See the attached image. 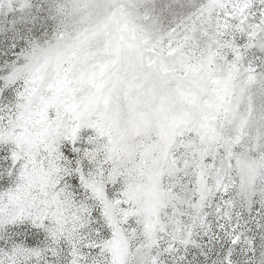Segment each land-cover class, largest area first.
I'll return each mask as SVG.
<instances>
[{"label": "snow or ice", "instance_id": "1", "mask_svg": "<svg viewBox=\"0 0 264 264\" xmlns=\"http://www.w3.org/2000/svg\"><path fill=\"white\" fill-rule=\"evenodd\" d=\"M0 264H264V0H0Z\"/></svg>", "mask_w": 264, "mask_h": 264}]
</instances>
